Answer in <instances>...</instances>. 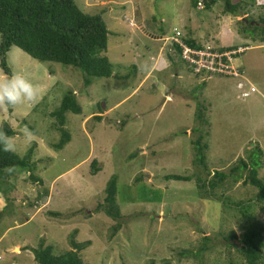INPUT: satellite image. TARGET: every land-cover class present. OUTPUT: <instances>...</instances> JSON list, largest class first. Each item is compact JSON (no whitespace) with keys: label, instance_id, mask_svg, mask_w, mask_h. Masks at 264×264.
<instances>
[{"label":"rangeland","instance_id":"374dc122","mask_svg":"<svg viewBox=\"0 0 264 264\" xmlns=\"http://www.w3.org/2000/svg\"><path fill=\"white\" fill-rule=\"evenodd\" d=\"M74 1L84 12L104 18L110 31L104 54L114 72L88 78V83L79 69L11 48V74L28 77L38 98L11 112L0 104V128L5 122L12 126L14 151L21 158L33 147L35 174L43 184L22 169L11 181L16 189L8 193L10 200L2 196L0 264H38L34 248L51 245L59 254L71 249L72 239L88 243L81 251L86 264H161L166 259L172 264H245L232 245L241 244L242 216L234 209L223 211L220 201L205 203L198 197L196 178L205 172L193 142L207 145L205 164L212 172H229L257 145L264 153V42L238 33L242 17L225 15L224 0L207 8L193 7L192 0ZM254 4L249 15L257 19L261 9ZM175 28L202 46H246L234 62L244 68L242 77L196 76L175 50L173 66L163 67L172 48L163 38ZM9 77L0 66V79ZM68 91L76 93L81 113L66 114L71 140L58 149L60 131L50 113ZM243 92L249 95L242 97ZM94 158L101 168L97 172ZM262 159L260 177L264 154ZM138 174L144 178L135 181ZM171 174L191 180L165 178ZM113 175L120 219L98 210ZM217 193L238 201L254 198L257 189L229 177ZM252 214L264 227L260 204ZM232 232L237 240L223 238ZM203 235L212 241L202 256L178 255L180 249H195ZM11 242L20 245L21 254L6 249Z\"/></svg>","mask_w":264,"mask_h":264},{"label":"trees","instance_id":"16d2710c","mask_svg":"<svg viewBox=\"0 0 264 264\" xmlns=\"http://www.w3.org/2000/svg\"><path fill=\"white\" fill-rule=\"evenodd\" d=\"M217 1L192 0V4L195 8L199 4L207 8ZM224 1L223 13L225 15L240 16L247 20H238V33L253 41L264 42V0ZM254 3L261 9L257 19L249 15L250 9L255 6ZM253 19L255 21L251 23ZM241 23L246 26L241 28ZM109 33L110 31L101 14L84 12L74 0H0V66L8 76H11L8 54L12 47H18L36 60L61 63L81 70L88 83V78L91 77H109L114 72L110 60L104 54L107 50ZM173 35L174 33L171 36ZM170 37H166L165 41L168 40L181 57L180 47L174 44ZM185 41L192 47H202L192 37H185ZM238 46L220 45L216 48L229 49ZM114 76H117V73ZM6 106L11 112L12 107ZM68 112L81 113V106L74 91H68L61 100L59 107L50 113V116L56 119L54 126L60 131V139L54 144V147L58 149L63 148L71 140L70 133L64 127ZM97 118L100 119V117ZM0 133L11 137L16 132L8 122H5L0 128ZM193 143H195L197 157L204 161L203 170L205 174H200L196 178L198 197L205 198V203L220 201L223 211L225 208V210L234 209L242 216L244 231L240 238L241 244L237 245L233 241L232 245L237 248L245 264H264V227L252 220L254 205L260 204L264 210V177H260L258 171L263 165L264 153L262 148L257 145L254 149L249 150L246 159L241 158L236 161V165L231 166L229 172L225 173L218 170L212 172L205 164L207 145L201 146L198 139ZM32 152L33 147L21 158L15 151L0 150V189L3 188V194H0L1 200H3L2 196H5L6 201L10 200L8 193L14 192L16 189L11 181L17 176L19 170H28L30 180L43 184V179L35 174L37 168L35 161L32 160ZM97 164L98 161L94 158L91 165L96 172L101 169ZM245 172H247L246 175ZM229 177L234 179V182L242 180L244 184L254 186L257 189L254 198L234 201L228 197L224 198V195L216 196L218 188L222 187ZM143 178V174H138L135 181H140ZM165 178L191 180L190 176L180 174L166 175ZM117 192V177L113 175L106 183L105 196L103 201L98 204V210L104 211L113 218L120 219ZM212 212H210L211 217H213ZM47 213L55 216L61 214L52 210H48ZM120 226L119 222L114 227L113 232H118ZM201 233L204 234L202 230ZM223 238L225 240L238 239L235 232H232L229 237L223 236ZM211 241V235H203L195 249H180L178 255L181 257H200L209 249ZM70 244V250L59 254L54 253L51 245L43 247L41 244L40 247L33 249L35 259L38 264H86L81 256V251L88 243L72 239ZM150 264H155V261ZM161 264H172V262L170 259H166Z\"/></svg>","mask_w":264,"mask_h":264},{"label":"built area","instance_id":"2783aa9c","mask_svg":"<svg viewBox=\"0 0 264 264\" xmlns=\"http://www.w3.org/2000/svg\"><path fill=\"white\" fill-rule=\"evenodd\" d=\"M170 40L180 47L181 58L194 75L239 76L244 70L234 64L238 54L245 51L244 46L229 49H218L212 46L192 47L185 41L183 33L178 28L174 29V35L170 37ZM239 87L242 88L243 84L239 83ZM248 95L249 92L242 93V97Z\"/></svg>","mask_w":264,"mask_h":264},{"label":"clouds","instance_id":"9594fccd","mask_svg":"<svg viewBox=\"0 0 264 264\" xmlns=\"http://www.w3.org/2000/svg\"><path fill=\"white\" fill-rule=\"evenodd\" d=\"M244 17H242L243 19ZM186 37V36H185ZM243 84L244 82H240ZM251 87H254L253 85ZM255 90V89H254ZM38 98V88L24 74L13 72L7 79H0V104L8 105L15 108L23 103L35 102ZM26 137L30 134L25 133ZM0 150L14 151L15 145L11 137L4 133H0Z\"/></svg>","mask_w":264,"mask_h":264},{"label":"crops","instance_id":"0c3cea01","mask_svg":"<svg viewBox=\"0 0 264 264\" xmlns=\"http://www.w3.org/2000/svg\"><path fill=\"white\" fill-rule=\"evenodd\" d=\"M238 18V17H237ZM237 20H239V19H237ZM157 37V36H156ZM166 38V37H165ZM165 38H163L164 39V41H165ZM166 42V41H165ZM198 43V42H197ZM171 46H172V48L170 47L169 48V54H166L167 55V60L169 61V63L168 62H166V66H163V67H168L169 65L171 66V62H172V66H173V56H172V52H174V50H175V52H177V50H176V48L171 44ZM225 46H229V45H225ZM240 46V45H239ZM244 47H246V46H244ZM161 49H162V47L160 48V50L158 51V55H161ZM161 57L162 56H160V59H161ZM160 63V62H159ZM159 66V65H158ZM242 68V67H241ZM244 69V68H243ZM168 68H167V72H168ZM245 71V70H244ZM176 76V75H179V73L178 72H174L173 73V76ZM180 77L182 76V75H179ZM146 78V77H145ZM240 83V82H239ZM168 98H170L171 99V97L170 96H168ZM2 205H3V201L0 199V209H1V207H2ZM16 222H17V220H16ZM1 239H2V236H1V238H0V243H1ZM19 247H20V245L19 244H17V243H15V244H13V242H11L10 244H8L7 246H6V249L8 250V251H10V252H12L13 250H15V249H17V251L19 250ZM21 250V249H20ZM20 250L18 251L19 253H17V254H21L20 253ZM13 264H14V262H13Z\"/></svg>","mask_w":264,"mask_h":264},{"label":"bare ground","instance_id":"6f19581e","mask_svg":"<svg viewBox=\"0 0 264 264\" xmlns=\"http://www.w3.org/2000/svg\"><path fill=\"white\" fill-rule=\"evenodd\" d=\"M242 75H243V70H242V73L239 76H234V77H242Z\"/></svg>","mask_w":264,"mask_h":264},{"label":"water","instance_id":"95a60500","mask_svg":"<svg viewBox=\"0 0 264 264\" xmlns=\"http://www.w3.org/2000/svg\"><path fill=\"white\" fill-rule=\"evenodd\" d=\"M243 19H244L245 21H247L246 18H243Z\"/></svg>","mask_w":264,"mask_h":264}]
</instances>
